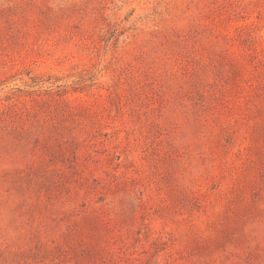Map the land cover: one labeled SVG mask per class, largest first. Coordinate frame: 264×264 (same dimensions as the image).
Instances as JSON below:
<instances>
[{"label":"rangeland","instance_id":"1","mask_svg":"<svg viewBox=\"0 0 264 264\" xmlns=\"http://www.w3.org/2000/svg\"><path fill=\"white\" fill-rule=\"evenodd\" d=\"M0 264H264V0H0Z\"/></svg>","mask_w":264,"mask_h":264}]
</instances>
